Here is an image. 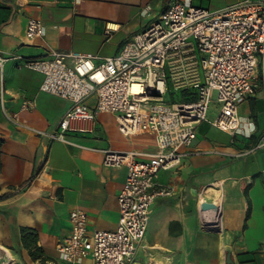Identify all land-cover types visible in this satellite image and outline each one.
Returning a JSON list of instances; mask_svg holds the SVG:
<instances>
[{
	"label": "crops",
	"instance_id": "0c3cea01",
	"mask_svg": "<svg viewBox=\"0 0 264 264\" xmlns=\"http://www.w3.org/2000/svg\"><path fill=\"white\" fill-rule=\"evenodd\" d=\"M172 1L0 0V51L23 59L53 51L89 53L99 63L118 54ZM182 1L196 5V0ZM242 1L210 0L209 9ZM32 17L45 23L44 36L28 38ZM263 76L260 59L256 93L239 106V133L203 121L193 144L183 148L181 164L159 173L155 189L173 192L152 204L136 264H229L228 250L231 264H264V151L244 153L264 136ZM43 79L22 60L0 68V264H42L23 244L24 227L38 231L49 264H67L58 247L71 232L77 207L88 213L90 231L116 228L128 167L106 165L105 150L153 153L157 148L151 132L125 136L110 112L98 114L95 132H70L71 143L51 142L38 130H54L71 101L42 91ZM25 101L35 106L24 108ZM87 101L94 107L96 96ZM15 113L17 122L9 118ZM205 201L218 208L203 209ZM216 220L218 227L211 225ZM77 264H94V259Z\"/></svg>",
	"mask_w": 264,
	"mask_h": 264
},
{
	"label": "built area",
	"instance_id": "2783aa9c",
	"mask_svg": "<svg viewBox=\"0 0 264 264\" xmlns=\"http://www.w3.org/2000/svg\"><path fill=\"white\" fill-rule=\"evenodd\" d=\"M45 33L43 20L29 19L28 38ZM96 58L89 53L53 51L23 59L0 51V68L12 59L22 60L44 74L42 91L71 101L54 130H38L51 142L71 143L70 132H95L100 112L116 114L125 136L144 131L155 135L153 153L105 150L106 165L128 167L118 196L117 227L90 231L86 210L74 208L71 232L58 247L67 264L89 256L94 264H136L152 204L157 196L173 192L167 187L155 189L159 173L181 164L186 155L183 148L193 144L199 123L209 121L234 136L240 132L239 106L256 93L259 61L264 60V0H244L219 10L173 0L118 54L99 63ZM173 91L184 92L185 97L169 100ZM93 95L94 107L87 101ZM213 102L219 103L220 110L211 120ZM34 106L32 101L24 102V108ZM9 118L17 122L18 113ZM258 150L264 151V136L244 153ZM211 225L218 227L220 220Z\"/></svg>",
	"mask_w": 264,
	"mask_h": 264
},
{
	"label": "trees",
	"instance_id": "16d2710c",
	"mask_svg": "<svg viewBox=\"0 0 264 264\" xmlns=\"http://www.w3.org/2000/svg\"><path fill=\"white\" fill-rule=\"evenodd\" d=\"M184 97V92H179L178 94L170 92L168 95L169 100H181ZM21 239L24 246L29 249L32 258L35 261H40L42 264H49L50 258L46 255L44 248L38 244L39 233L36 229L28 227L22 228Z\"/></svg>",
	"mask_w": 264,
	"mask_h": 264
},
{
	"label": "rangeland",
	"instance_id": "374dc122",
	"mask_svg": "<svg viewBox=\"0 0 264 264\" xmlns=\"http://www.w3.org/2000/svg\"><path fill=\"white\" fill-rule=\"evenodd\" d=\"M203 1H204V3L201 4V1H200V0H196V5H201V6H203V7L209 8L210 0H203ZM173 92L176 93V94L179 93V92H177V91H173ZM215 110H216V112H215ZM218 114H219V104L213 102V104H212V108H211V110L209 111V117H211V118H215V117L218 116Z\"/></svg>",
	"mask_w": 264,
	"mask_h": 264
},
{
	"label": "water",
	"instance_id": "95a60500",
	"mask_svg": "<svg viewBox=\"0 0 264 264\" xmlns=\"http://www.w3.org/2000/svg\"><path fill=\"white\" fill-rule=\"evenodd\" d=\"M202 208H203V209H217V208H218V205H217L215 202H208V201H205V202H203V204H202ZM227 262H228L229 264L232 263V261H231V251H230V250H228Z\"/></svg>",
	"mask_w": 264,
	"mask_h": 264
},
{
	"label": "bare ground",
	"instance_id": "6f19581e",
	"mask_svg": "<svg viewBox=\"0 0 264 264\" xmlns=\"http://www.w3.org/2000/svg\"><path fill=\"white\" fill-rule=\"evenodd\" d=\"M9 252V251H8ZM19 261V260H18Z\"/></svg>",
	"mask_w": 264,
	"mask_h": 264
}]
</instances>
